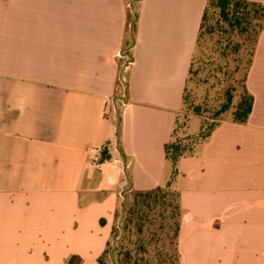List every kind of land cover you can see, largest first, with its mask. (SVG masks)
I'll return each mask as SVG.
<instances>
[{
  "label": "crops",
  "instance_id": "crops-1",
  "mask_svg": "<svg viewBox=\"0 0 264 264\" xmlns=\"http://www.w3.org/2000/svg\"><path fill=\"white\" fill-rule=\"evenodd\" d=\"M208 1L0 0V264H99L125 194L175 169L179 264H264V26L247 121L167 157Z\"/></svg>",
  "mask_w": 264,
  "mask_h": 264
},
{
  "label": "rangeland",
  "instance_id": "rangeland-1",
  "mask_svg": "<svg viewBox=\"0 0 264 264\" xmlns=\"http://www.w3.org/2000/svg\"><path fill=\"white\" fill-rule=\"evenodd\" d=\"M217 4L218 0L210 3L204 28V32L212 28L213 33L205 32L195 51L197 75L187 85L184 106L169 145L171 161L191 153L221 121L235 120L237 105L246 94L245 82L262 13L258 8L248 7L245 10L248 20L243 26H248L249 31H239L227 22L219 23ZM229 101V108L222 111ZM199 122L201 127L197 130ZM163 188L167 193L164 202L153 210L137 213L127 228L123 205L105 264H177L174 228L178 200L172 188L168 191L166 185Z\"/></svg>",
  "mask_w": 264,
  "mask_h": 264
},
{
  "label": "trees",
  "instance_id": "trees-1",
  "mask_svg": "<svg viewBox=\"0 0 264 264\" xmlns=\"http://www.w3.org/2000/svg\"><path fill=\"white\" fill-rule=\"evenodd\" d=\"M211 2H212V0L208 1L207 7H206L204 15H203L200 33H199V38L197 41V47H198L200 40H201V38L205 32H207L209 34L213 33L212 28H210V27H209L210 28L209 30L207 29L204 32V28H205L207 17H208V8H209ZM250 6L258 8L260 10V12L262 13V20L263 21L261 24V28L259 30V34H260V32L262 31L263 26H264V6L259 4V3L249 2L246 0H218L217 8L219 10V14H218L219 23H226L227 22L231 26L238 29L239 31L248 32L249 27L248 26L244 27L243 25H244V21L248 20V15H249L245 12V10ZM197 47H196V49H197ZM254 51H255V49H254ZM253 55H254V53H253ZM194 57H195V55H194ZM194 62H195V59L193 58L190 73H189V78L187 80V85L189 83V80L193 79L197 75L196 71L194 70ZM251 64H252V61H251ZM186 91H187V86H186L185 94H186ZM245 93H246L245 96L239 102V104L237 105L236 111H235V117L236 118L233 121H235L237 123H245L247 121V119L249 118V115H250L252 108H253V97L249 94V92L246 88V84H245ZM184 100H185V96H184ZM230 102L231 101H229L228 104H226L223 107L224 110H222V111H225L229 108ZM169 145L167 146V157L171 161V159L169 157ZM181 156H183V155H179L171 161L173 163L174 167L176 166V164H177V162ZM175 176H176V169L173 172V176H172L170 182L166 185L167 191L172 188V182H173V179ZM164 189L165 188H163V187H158V188H156L154 190H150V191L127 192L125 194L126 201H124V204H123L125 211L127 212L125 228H127L128 225L132 224L133 218L137 213H140L141 211H145V210L146 211L153 210L157 207L158 204H162L164 202L166 195H167V193L165 192ZM174 192H175L177 200H178L177 201V207H176L177 219H176V225L174 228V237H175L176 259H177V264H179L177 240H178V235H179V231H180V194L175 190H174ZM116 229H117V225H115V227H114L112 239L115 238ZM110 243H109V245H110ZM108 255H109V246H108L107 250L105 251V253L100 257L99 264H105L104 258L107 257ZM66 264H83V261L79 256L73 255V256L68 258Z\"/></svg>",
  "mask_w": 264,
  "mask_h": 264
},
{
  "label": "built area",
  "instance_id": "built-area-1",
  "mask_svg": "<svg viewBox=\"0 0 264 264\" xmlns=\"http://www.w3.org/2000/svg\"><path fill=\"white\" fill-rule=\"evenodd\" d=\"M117 57L121 58L123 60L121 70H122V72H126L128 70V68L130 67V65H131V60L127 56V53L119 52L117 54ZM119 83L122 84V85L125 84V79H124L123 74L119 78ZM124 99H125V94H122V96L120 97L121 105H125L126 104ZM91 151L93 152V154H92L93 163L94 164H100L104 160L103 151L100 150V149H92Z\"/></svg>",
  "mask_w": 264,
  "mask_h": 264
}]
</instances>
